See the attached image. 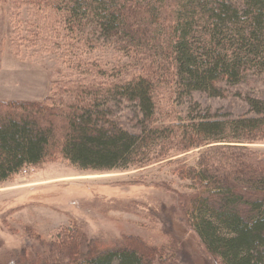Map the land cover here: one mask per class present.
I'll list each match as a JSON object with an SVG mask.
<instances>
[{
	"label": "trees",
	"instance_id": "1",
	"mask_svg": "<svg viewBox=\"0 0 264 264\" xmlns=\"http://www.w3.org/2000/svg\"><path fill=\"white\" fill-rule=\"evenodd\" d=\"M31 1L61 16L63 34L50 25L46 36L56 52L63 48V67L54 69L43 101L0 100V184L49 159L107 171L210 145L199 169L178 168L196 189L173 192L176 209L211 261L264 264V158L243 145L264 139V102L247 98L253 117L192 109L186 118L160 121L156 100L163 90L172 101L197 92L220 96V82L237 86L264 74V0ZM100 46L112 49L116 63L93 54ZM121 101L135 105L138 132L111 118L108 104ZM130 240L72 263L151 264L152 252Z\"/></svg>",
	"mask_w": 264,
	"mask_h": 264
},
{
	"label": "rangeland",
	"instance_id": "2",
	"mask_svg": "<svg viewBox=\"0 0 264 264\" xmlns=\"http://www.w3.org/2000/svg\"><path fill=\"white\" fill-rule=\"evenodd\" d=\"M38 9L31 0H0V100L43 101L55 79L54 69L63 67L58 57L63 48L59 45L56 52V41L46 36L50 25L63 34L61 16H55L52 7ZM108 49L100 46L93 54L108 57L103 59L107 64L116 63V54ZM219 87L220 96L197 92L192 97L174 96V101L171 90H163L156 98L159 120L186 118L192 109L222 119L253 117L247 98L264 102V74L237 86L220 82ZM108 106L113 120L138 132L133 103ZM243 145L264 158V139ZM209 146L173 150L168 158L128 169L81 170L59 158L24 167L0 184V264H75L73 260L89 250L125 247L130 239L152 252L151 264H217L176 209L178 198L173 194H194L195 183L181 177L178 168L199 169ZM74 228L85 241L78 240Z\"/></svg>",
	"mask_w": 264,
	"mask_h": 264
},
{
	"label": "built area",
	"instance_id": "3",
	"mask_svg": "<svg viewBox=\"0 0 264 264\" xmlns=\"http://www.w3.org/2000/svg\"><path fill=\"white\" fill-rule=\"evenodd\" d=\"M27 170H25V172H26Z\"/></svg>",
	"mask_w": 264,
	"mask_h": 264
}]
</instances>
